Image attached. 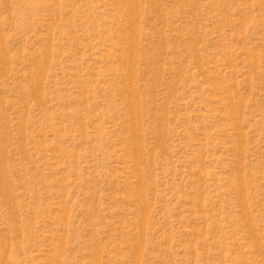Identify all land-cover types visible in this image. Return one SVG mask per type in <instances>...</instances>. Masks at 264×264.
Masks as SVG:
<instances>
[{"label":"rangeland","instance_id":"1","mask_svg":"<svg viewBox=\"0 0 264 264\" xmlns=\"http://www.w3.org/2000/svg\"><path fill=\"white\" fill-rule=\"evenodd\" d=\"M0 264H264V0H0Z\"/></svg>","mask_w":264,"mask_h":264}]
</instances>
